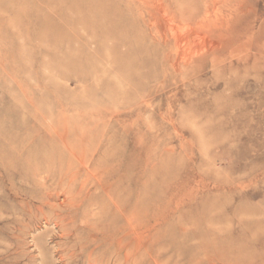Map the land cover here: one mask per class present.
<instances>
[{
    "label": "rangeland",
    "instance_id": "1",
    "mask_svg": "<svg viewBox=\"0 0 264 264\" xmlns=\"http://www.w3.org/2000/svg\"><path fill=\"white\" fill-rule=\"evenodd\" d=\"M94 214L264 264V0H0V264H88Z\"/></svg>",
    "mask_w": 264,
    "mask_h": 264
},
{
    "label": "bare ground",
    "instance_id": "2",
    "mask_svg": "<svg viewBox=\"0 0 264 264\" xmlns=\"http://www.w3.org/2000/svg\"><path fill=\"white\" fill-rule=\"evenodd\" d=\"M95 217V214L86 217L72 227L77 237V243L71 247L75 249L72 259L79 253L87 257L88 264H169L162 258L164 250L160 249L161 243L152 229L155 225L138 222L133 215H129L125 217L123 225L106 226L101 225ZM165 222L166 219L160 221ZM65 264L70 263L65 261Z\"/></svg>",
    "mask_w": 264,
    "mask_h": 264
}]
</instances>
